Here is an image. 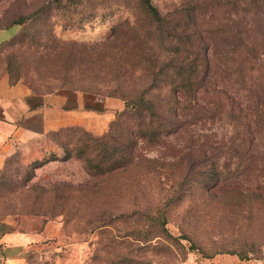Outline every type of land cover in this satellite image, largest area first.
I'll list each match as a JSON object with an SVG mask.
<instances>
[{
	"label": "rangeland",
	"instance_id": "rangeland-1",
	"mask_svg": "<svg viewBox=\"0 0 264 264\" xmlns=\"http://www.w3.org/2000/svg\"><path fill=\"white\" fill-rule=\"evenodd\" d=\"M150 1L0 0V76L40 105L0 166L26 264H264V0Z\"/></svg>",
	"mask_w": 264,
	"mask_h": 264
},
{
	"label": "crops",
	"instance_id": "crops-1",
	"mask_svg": "<svg viewBox=\"0 0 264 264\" xmlns=\"http://www.w3.org/2000/svg\"><path fill=\"white\" fill-rule=\"evenodd\" d=\"M30 95H32L31 90L23 82L10 83L7 76H0V166L13 152L23 148L24 144L27 146L32 138L42 133L20 124L22 120L28 119L37 111L26 101ZM63 124H79V122L70 120ZM58 125L60 123H51L45 117L43 131L55 129ZM29 237L30 234L20 231L0 230V264H26L24 252L29 251L30 243L35 240L32 236L30 241Z\"/></svg>",
	"mask_w": 264,
	"mask_h": 264
},
{
	"label": "trees",
	"instance_id": "trees-1",
	"mask_svg": "<svg viewBox=\"0 0 264 264\" xmlns=\"http://www.w3.org/2000/svg\"><path fill=\"white\" fill-rule=\"evenodd\" d=\"M138 3L142 7V10L146 14V16L148 15L147 17H150V19H153V21L155 22L160 21V19L162 20L158 12V9L156 8V6H154L151 3L150 0H138ZM180 70L184 71L183 67H181ZM191 83L190 81L186 80V78H181L178 86L184 89L186 87H189ZM193 85H195V83H193ZM29 100H31V95L26 98V101L28 102V104H29ZM125 105H127L126 106L127 110L137 111L136 113H138L140 120H143L144 118H146L147 112L150 114V116L157 115L155 111L154 103L150 99H148V97H144V95H141L140 97H135V98L131 97L130 99L127 100ZM37 106H40V105L33 104L31 107L37 109L38 108ZM83 106H85V108L87 109L91 108V110H101V107H99V105L97 104L90 105L88 103H85Z\"/></svg>",
	"mask_w": 264,
	"mask_h": 264
}]
</instances>
